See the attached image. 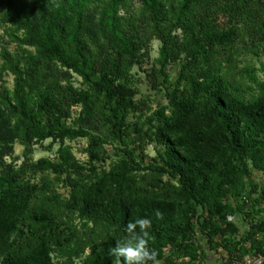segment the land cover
Here are the masks:
<instances>
[{
    "label": "trees",
    "instance_id": "trees-1",
    "mask_svg": "<svg viewBox=\"0 0 264 264\" xmlns=\"http://www.w3.org/2000/svg\"><path fill=\"white\" fill-rule=\"evenodd\" d=\"M128 1L0 0L6 6L4 21L21 31L15 35L18 45L34 49L29 51L30 57L25 63L20 56L14 58L11 50L4 52V68L8 66L15 74V87L12 93L0 92V167L5 168V181L11 185L23 170L19 169L10 180L8 176L13 173V167L6 159L14 156L15 143L20 137L28 144H38L48 138L62 144L66 139L89 138L93 158L98 157L99 147L104 143L113 139L124 142L129 104L127 87L122 82L126 74L122 61L128 58L133 63L140 62L138 30L130 28L129 21L121 14ZM238 1L234 0L229 8L230 25L219 29L214 17L208 15V0H139L151 16L155 34L162 40L158 60L161 70L177 61L182 53L186 54L169 93L170 114L165 109L158 111L156 134L167 148L163 162L152 167L180 181L184 202L179 204V209L185 212L186 219L175 228L166 229V220L172 219L175 204L126 191L129 176L149 168L137 160L127 144L120 160L110 171L102 173H97L95 165L86 169L67 148H60L59 161L52 166L56 172L68 174L71 196L81 213L107 214L117 231L113 241L95 255L97 264L114 259L109 250L117 240H125L123 229L128 222L135 221L133 210L137 202L149 203L152 223L162 221L153 227L150 233L153 240L149 242V247L160 254L166 244L173 246L181 234L193 231V218L188 215L195 209L184 207L190 199L208 203L211 188H225L234 183L240 171L236 154L252 150L259 159L264 154V62L259 68L263 77L253 67L246 66L243 70L242 76L250 82L248 97L235 83L230 69L215 55L219 49L228 55L246 33L253 39L251 51L256 55L264 53V16H258L248 2ZM198 5L202 7L195 9ZM179 30L182 35L177 34ZM101 40L106 45L96 54ZM72 74L78 75L85 87H74ZM75 105L81 106L80 116L70 124ZM99 113H104L110 124L111 138L99 125ZM192 115L208 119L211 126L180 147L183 138L173 137L172 130ZM202 147L204 151L200 150ZM213 149H216L215 160L206 154ZM44 162L41 160L35 166L40 167ZM110 180L116 181L120 194L105 203L100 193L102 185ZM3 183L0 179V185ZM215 206V211L225 218L224 205ZM157 210L162 218L156 217ZM36 218L44 220L43 215ZM11 219L9 213L0 212V237ZM208 223L204 220L200 225L206 229L212 224ZM261 225L253 228L262 229ZM213 230L219 232L217 227ZM259 234L257 230L247 234L250 248L233 257L252 251L264 252L263 235ZM23 236L24 232H19L11 242L3 236L0 255L5 250L11 251ZM187 247L185 252L189 254L191 248ZM52 250L50 245L39 244L23 258L13 260L9 255L0 264H53Z\"/></svg>",
    "mask_w": 264,
    "mask_h": 264
},
{
    "label": "rangeland",
    "instance_id": "rangeland-1",
    "mask_svg": "<svg viewBox=\"0 0 264 264\" xmlns=\"http://www.w3.org/2000/svg\"><path fill=\"white\" fill-rule=\"evenodd\" d=\"M233 1L208 0V15L214 17L219 29L230 25L229 8ZM238 2L243 4L248 2L247 5L256 10L258 16H264V0ZM200 7L202 5L195 9ZM5 11L6 6L0 2V92L12 93L15 87V74L8 66L4 68L5 49L11 50L14 58L20 56L23 63L29 60V51L33 52L34 49L18 45L15 35H20L21 31L15 25L4 21ZM121 14L129 21L130 28L138 30L140 36L138 41L140 62L133 63L128 58L122 61L126 69L122 82L127 87L129 104L128 130L124 142L113 139L104 143L99 147L98 157L93 158L90 154L89 138L66 139L63 144L60 141L52 142V139L48 138L38 144H28L20 137L15 143L14 156L7 158L6 161L13 167L9 179L12 180L19 169L23 170L21 177L16 178V182L13 181L11 185V182L5 181L7 174L5 168L0 167V179L4 182L0 185V212L12 216L11 221L3 229L0 240L6 235L7 240L11 242L19 232H24V236L11 251H7L8 254L5 250L0 255V263L9 255L13 260L21 259L36 245L47 244L53 249L51 253L53 264H97L98 262L94 261L95 255L117 236L115 225L111 224L107 214L81 213L71 196L68 174L56 172L52 166V163L59 161L60 148H67L86 169L95 165L97 173H102L104 170L110 171L120 160L123 155L122 149L127 144L136 154L137 160L149 168L134 171L128 178L129 187L126 191L132 192L135 196L142 197L147 194L151 200L158 199L175 204L172 219L166 220V229L175 228L179 223L185 222V212L179 209V204L184 202L180 181L173 179L168 173L155 171L152 167L163 162L162 156L167 148L156 134L159 126L158 111L165 109V113L170 114L169 93L174 88L186 54L182 53L177 61L167 64L161 70L158 60L162 40L155 34L149 12L139 0H129L122 8ZM181 33V30L177 31V34L182 35ZM243 37H240L241 41L231 48L228 55L224 54L223 49L217 50L215 55L222 60L226 69H230L235 83L245 91L246 96L250 97L251 92L248 89L250 82L248 78L242 76L243 70L246 66L253 67L254 72L263 77L259 68L264 62V53L260 52L259 55L253 53L252 37L247 33ZM100 42V48L95 50L96 54L106 45L104 40ZM229 58L231 62H227ZM72 77L74 87H85L78 75L72 74ZM80 111V105L72 107L70 124L78 119ZM99 118L103 133L109 136L110 124L106 122L104 113H99ZM210 126L208 119L192 115L172 130V136L183 138L180 144L182 147L186 140L199 136L202 129ZM200 150L204 151V148ZM212 151L206 154L214 156L215 160L216 149ZM236 156H239L236 161L239 163L240 171L234 183L225 188H211L208 196L206 194L211 198L208 203L201 204L190 199V202L185 204V208L195 209L188 215L193 218V231L181 234L173 246L165 239L168 244L161 248L158 254L159 264H228L234 255L250 248L251 241L246 240L247 234L257 230L263 235L264 240V154L259 159L257 153L248 150L243 155ZM41 160H45L44 164L40 167L35 166ZM115 183V180H110L102 185L100 198L105 203H108L111 197L120 194ZM215 204L224 205L225 218L222 217V213L215 211ZM133 211L135 220L149 218L151 208L148 202H137ZM38 215L44 216L42 222L37 220ZM204 220L209 221L208 224L212 223L207 224L206 229L200 225ZM159 222L162 223V221L152 223L149 233ZM260 224L262 229L253 228ZM214 227H217L219 232L214 233ZM34 228L38 230L33 232ZM123 237L128 238L126 234ZM152 240L149 235V242ZM187 245L191 248L189 254L185 252ZM4 247L6 249L7 244ZM106 262L108 260H102L99 264H115V258Z\"/></svg>",
    "mask_w": 264,
    "mask_h": 264
},
{
    "label": "clouds",
    "instance_id": "clouds-1",
    "mask_svg": "<svg viewBox=\"0 0 264 264\" xmlns=\"http://www.w3.org/2000/svg\"><path fill=\"white\" fill-rule=\"evenodd\" d=\"M155 215L158 219L162 218L159 210ZM151 226L149 218H138L124 226L123 231L128 238L117 240L109 250V255L115 258V264H159L157 251L149 247Z\"/></svg>",
    "mask_w": 264,
    "mask_h": 264
},
{
    "label": "built area",
    "instance_id": "built-area-1",
    "mask_svg": "<svg viewBox=\"0 0 264 264\" xmlns=\"http://www.w3.org/2000/svg\"><path fill=\"white\" fill-rule=\"evenodd\" d=\"M228 264H264V252H247L233 257Z\"/></svg>",
    "mask_w": 264,
    "mask_h": 264
}]
</instances>
